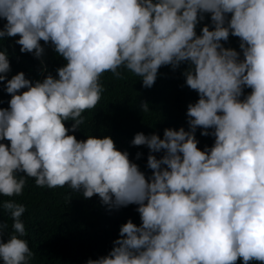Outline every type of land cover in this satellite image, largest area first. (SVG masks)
I'll list each match as a JSON object with an SVG mask.
<instances>
[{
	"label": "clouds",
	"instance_id": "1",
	"mask_svg": "<svg viewBox=\"0 0 264 264\" xmlns=\"http://www.w3.org/2000/svg\"><path fill=\"white\" fill-rule=\"evenodd\" d=\"M205 13L214 28L197 35ZM0 18V38L18 35L21 52L39 58L40 42H50L66 61L57 77L33 84L23 71L7 79L0 51L11 94L0 108V141L10 142L0 143V196H20L34 178L38 187L98 194L110 207L137 204L142 223H124L111 251L87 264H264V0H0ZM230 34L243 59L222 44ZM182 62L199 94L188 105L189 130L166 128L163 139L138 132L131 141L150 150V180L111 137L68 134L64 122L76 130L100 101L104 73L121 78L125 69L150 88L161 66ZM198 127L205 136L214 129L210 149L198 148ZM0 207L12 220L6 240L0 224V260L30 264L25 206L6 199Z\"/></svg>",
	"mask_w": 264,
	"mask_h": 264
},
{
	"label": "trees",
	"instance_id": "2",
	"mask_svg": "<svg viewBox=\"0 0 264 264\" xmlns=\"http://www.w3.org/2000/svg\"><path fill=\"white\" fill-rule=\"evenodd\" d=\"M231 14H228L230 18ZM6 19L0 18V29H3ZM208 25L214 28L211 14L205 13L204 18L196 25L199 35L202 28ZM19 36L0 38V51H6L10 62L7 79L21 71L34 84L43 81L49 74L57 77V70L66 64L49 42L41 41L44 52L37 58L33 53L21 52V46L16 43ZM240 38L229 35L227 41H222L226 48H234L243 53L240 48ZM188 62H182L175 69L171 65L161 66L153 86L144 87L142 80L121 69V78H116L111 72L104 73L100 78L103 87L101 99L95 108L86 110L84 123L76 130H71L74 120L65 121L70 129V135L79 140L89 136L113 139L117 149L126 151L131 162L136 163L145 174L151 178L153 170L147 166L150 150L146 145L131 143L135 134H157L163 139L166 128L184 127L189 130L187 109L199 99V94L190 89L186 83L184 72ZM6 80L0 81V108H8L11 94L6 92ZM27 90L21 89L20 92ZM251 89L245 87L241 99L250 94ZM147 102L149 111L144 113L141 104ZM203 129L198 127L195 136L198 148L210 149L215 142L209 129V135H201ZM0 143L10 144L7 140ZM157 158L164 155L163 150L155 153ZM23 175V173H18ZM6 199H14L25 206L22 220L26 229L33 258L30 264H87L89 259L106 256L114 247V241L120 236V227L132 220L138 226L142 223L137 211V204L122 207H110L102 202L98 194L85 198L81 192H75L67 186L57 188L38 187L34 178H26L23 192L18 197L0 196V203ZM6 223L8 230L2 233L3 239L11 234L12 220L7 212L0 207V224ZM0 264L3 261L0 260ZM235 264H243L238 258ZM249 264H261L250 261Z\"/></svg>",
	"mask_w": 264,
	"mask_h": 264
}]
</instances>
